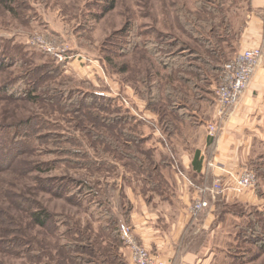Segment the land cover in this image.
<instances>
[{"label": "rangeland", "instance_id": "rangeland-1", "mask_svg": "<svg viewBox=\"0 0 264 264\" xmlns=\"http://www.w3.org/2000/svg\"><path fill=\"white\" fill-rule=\"evenodd\" d=\"M248 12V0H0V264H131L122 187L145 173L139 158L174 154L188 127L173 107L211 109ZM58 43L63 61L47 50ZM164 48L195 65L169 69ZM251 157L234 174H257L255 206L228 207L211 264H264V139Z\"/></svg>", "mask_w": 264, "mask_h": 264}, {"label": "crops", "instance_id": "crops-1", "mask_svg": "<svg viewBox=\"0 0 264 264\" xmlns=\"http://www.w3.org/2000/svg\"><path fill=\"white\" fill-rule=\"evenodd\" d=\"M248 2V19L234 55L252 47H261L264 52V0ZM213 97L206 113L199 106L173 107L172 112L188 127L183 138L178 136L172 144L174 154L139 158L141 167L146 168L145 173L134 172L141 186H121L126 205L123 214L119 211L122 209L118 212L124 225L151 254L173 264H211V238L219 234L228 207L255 206L257 199L255 190L239 195L225 191L216 198L201 190L217 179H227L241 164L249 162L253 145L258 138L264 139V55L239 103L224 118L217 117L215 93ZM213 122L219 127L214 137L208 133V125ZM177 131L175 137L180 134ZM151 163L153 170H148ZM199 195L210 206L195 215L191 206Z\"/></svg>", "mask_w": 264, "mask_h": 264}, {"label": "built area", "instance_id": "built-area-1", "mask_svg": "<svg viewBox=\"0 0 264 264\" xmlns=\"http://www.w3.org/2000/svg\"><path fill=\"white\" fill-rule=\"evenodd\" d=\"M55 48L47 47V50L54 54L59 60L65 59L64 45L58 43ZM263 49L261 47L246 48L233 55L222 67L218 76L216 94V115L219 119L226 116L229 107L235 106L243 93L249 87L262 59ZM218 122L208 125L210 136H216ZM257 174L249 168L242 169L237 175L230 173L228 178L217 179L212 186L204 188L201 192H209L213 198L225 191H232L234 194H244L255 190ZM210 206L209 201L199 195L191 206L193 214L205 210ZM122 239L129 250L131 264H173L170 261L158 258L151 254L132 234L131 228L125 226L122 230ZM178 264H192L181 261Z\"/></svg>", "mask_w": 264, "mask_h": 264}, {"label": "trees", "instance_id": "trees-1", "mask_svg": "<svg viewBox=\"0 0 264 264\" xmlns=\"http://www.w3.org/2000/svg\"><path fill=\"white\" fill-rule=\"evenodd\" d=\"M150 50L152 51V53L157 52L156 46H154V48H151ZM159 57H162V59H161L162 63H164V65L169 67V69L188 70L190 68L192 69L193 66L195 65V64H190L189 62H185V59L183 58L184 55H179L172 50H168L167 48H164V51L161 52V56H159ZM195 68L196 67H194V69ZM20 83H22V82H20ZM14 85L15 84L11 85V87L7 85L6 89H4V90L9 92L8 90L10 89L14 93L13 98H19L20 96H17V95H20L22 93V90H21L22 85H20L17 89H15ZM24 93H26V92H24ZM29 97H31V96L29 95V96L24 97V98H29ZM0 149H1V145H0ZM34 216H35L36 221H38L43 226L48 225V223L50 221V215L44 211L36 212L34 214ZM256 244H259L260 247L264 248V240L263 239L258 238V240L256 241Z\"/></svg>", "mask_w": 264, "mask_h": 264}]
</instances>
